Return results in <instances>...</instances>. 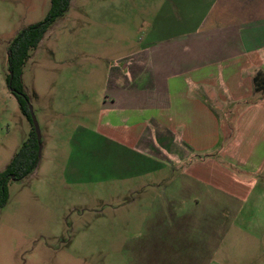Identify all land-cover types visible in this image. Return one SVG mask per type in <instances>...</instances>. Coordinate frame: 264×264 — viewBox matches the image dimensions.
<instances>
[{"label": "rangeland", "instance_id": "rangeland-1", "mask_svg": "<svg viewBox=\"0 0 264 264\" xmlns=\"http://www.w3.org/2000/svg\"><path fill=\"white\" fill-rule=\"evenodd\" d=\"M50 2L0 0V172L34 139L31 119L6 87L7 45L43 20ZM202 8L183 0H70L47 29L21 75L39 128V162L6 182L0 264H264V101L241 110L234 125L237 140L263 143L248 163L253 174L234 169L228 177L210 167L193 182L182 169L136 174L141 166L124 159L141 155L124 147L122 127L103 122L111 71L193 30ZM168 191L176 195L173 222L152 208Z\"/></svg>", "mask_w": 264, "mask_h": 264}, {"label": "crops", "instance_id": "crops-1", "mask_svg": "<svg viewBox=\"0 0 264 264\" xmlns=\"http://www.w3.org/2000/svg\"><path fill=\"white\" fill-rule=\"evenodd\" d=\"M183 2L204 7L199 23L124 57L110 74L103 122L122 127L124 147L141 155L124 159L141 166L136 174L182 169L190 182L210 167L228 177L234 169L253 174L248 163L263 143L237 140L234 125L241 110L264 101V0ZM171 196L168 191L164 203L152 201L169 220L176 207Z\"/></svg>", "mask_w": 264, "mask_h": 264}, {"label": "trees", "instance_id": "trees-1", "mask_svg": "<svg viewBox=\"0 0 264 264\" xmlns=\"http://www.w3.org/2000/svg\"><path fill=\"white\" fill-rule=\"evenodd\" d=\"M70 0H51L50 8L45 18L37 23L22 28L10 40L7 45V70L6 87L15 97L20 109L30 120L28 110V97L24 93L21 75L22 67L30 56V52L36 49L47 29L64 15L69 7ZM29 139L21 148L13 154L7 167L0 172V209L7 201L6 182L9 179L22 180L36 169L38 156V141Z\"/></svg>", "mask_w": 264, "mask_h": 264}, {"label": "water", "instance_id": "water-1", "mask_svg": "<svg viewBox=\"0 0 264 264\" xmlns=\"http://www.w3.org/2000/svg\"><path fill=\"white\" fill-rule=\"evenodd\" d=\"M27 101H28V110H29L30 119H31V122H32V125H33V128H34L37 140H39L40 139L39 128H38V125H37L36 118L34 116L32 107H31V105L29 103V98L27 99ZM40 150H41V146L39 145V147H38V156L40 155Z\"/></svg>", "mask_w": 264, "mask_h": 264}]
</instances>
